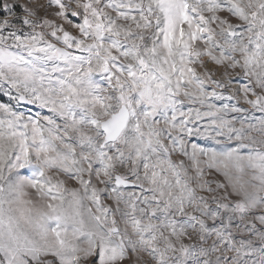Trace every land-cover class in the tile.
I'll use <instances>...</instances> for the list:
<instances>
[{
    "label": "snow or ice",
    "instance_id": "1",
    "mask_svg": "<svg viewBox=\"0 0 264 264\" xmlns=\"http://www.w3.org/2000/svg\"><path fill=\"white\" fill-rule=\"evenodd\" d=\"M253 108L264 0H0V264H249Z\"/></svg>",
    "mask_w": 264,
    "mask_h": 264
},
{
    "label": "rangeland",
    "instance_id": "2",
    "mask_svg": "<svg viewBox=\"0 0 264 264\" xmlns=\"http://www.w3.org/2000/svg\"><path fill=\"white\" fill-rule=\"evenodd\" d=\"M219 63V61H217ZM215 75V73H212ZM246 103V98H245ZM225 109L227 110V105H225ZM243 124L244 128H251V133L245 137L242 147L251 153V158L256 160L258 158L257 154L260 152V149H264V136H262V130H264V111L260 109H249L244 118L240 121ZM239 127V125H238ZM201 139V136H197L194 140L198 141ZM214 139V138H213ZM229 143H236V141H229ZM235 151V149H234ZM255 167L259 168V164H254ZM246 177L243 182L240 181L239 178L235 182L232 183V187L229 188L228 192L233 193L231 195L229 203L238 204V209H233L234 212L242 213L239 216V219L242 220L246 225L250 224L251 227L240 228L239 231L246 238L248 234L255 232L257 225L253 223V221L259 222L260 224H264V203L261 202V195L264 194V189L258 187L256 184L248 185V179ZM220 179H224L221 177ZM259 179V177H257ZM204 195H207L205 193ZM237 231V229H233V232ZM264 240V236H261L257 233L256 236L252 237V239H241L239 243L241 246H244L246 243L251 248V259L249 264H261L264 261V254L261 253V248L258 244L254 245V241ZM93 252L96 251L95 248L92 249ZM84 255H88L84 253Z\"/></svg>",
    "mask_w": 264,
    "mask_h": 264
}]
</instances>
